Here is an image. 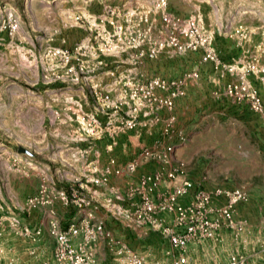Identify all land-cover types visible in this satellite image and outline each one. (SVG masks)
Instances as JSON below:
<instances>
[{"label": "rangeland", "instance_id": "obj_1", "mask_svg": "<svg viewBox=\"0 0 264 264\" xmlns=\"http://www.w3.org/2000/svg\"><path fill=\"white\" fill-rule=\"evenodd\" d=\"M166 1L169 12L198 22L216 55L215 61H206L202 50L167 47L156 59H145L143 69L151 75L200 73L176 102L177 125L186 141L174 137L168 144L175 145L174 155L185 162V172L195 182L248 191L249 200L237 205L250 230L245 253L252 263L264 264L254 241L264 226V0ZM160 5V0H0V213L35 223L43 208L30 215L23 208L44 178L57 189L83 184L99 205L97 216L118 237L138 249L167 246L164 235L138 222L130 200L119 195L143 172L163 164L148 162L134 174L112 175L107 183L94 184L95 170L106 166L109 155L125 166L142 146L154 143V136L144 131L121 134L112 152L105 148L107 137L95 147L85 139L87 125L104 121L105 108L119 98L120 77L136 68L132 52L119 47L125 40L117 28L127 14ZM241 80L263 96L262 111L254 110L250 100L226 94L228 83ZM95 83L110 100L97 96ZM96 150L100 160L95 159ZM57 209L64 221L79 215L72 203L58 201ZM223 237L197 251L204 264H213L214 256L217 264H228L238 245L229 234ZM2 241L7 256L14 247L22 252L28 247L10 229ZM100 254L103 264L109 257L104 245Z\"/></svg>", "mask_w": 264, "mask_h": 264}, {"label": "built area", "instance_id": "obj_2", "mask_svg": "<svg viewBox=\"0 0 264 264\" xmlns=\"http://www.w3.org/2000/svg\"><path fill=\"white\" fill-rule=\"evenodd\" d=\"M160 3L158 9L127 14L125 23L117 28L118 36L125 40L119 47L132 52L136 68L120 77V95L105 108L106 119L96 126L89 123L87 128L83 127L87 135L90 133L85 137L87 145L100 146L97 141L107 137V152L114 150L121 134L144 131L154 136V143L142 146L125 166L119 164L117 156L109 155L106 166L95 170L94 184L103 185L112 175L134 174L148 162L163 164L158 170L143 172L129 184L125 194L119 195L130 200V212L138 222L164 235L167 246L160 251L133 247L109 229L104 218L97 216L99 205L85 193L83 184L80 188L72 184L57 189L44 178L38 192L27 198L23 208L29 215L36 208H43L37 222L0 213V264H101L102 245L109 253L103 264H204L197 251L209 242H222L224 233L238 245L229 253L228 264H254L245 253L251 244L248 222L237 214L238 203L249 200L248 191L242 187L209 188L195 182L187 176L185 162L174 155L175 145L168 144L174 137L181 143L186 141L184 129L177 125L176 102L186 95L189 82L199 78L200 73L190 70L175 77L151 75L143 69L145 59H156L167 47L202 50V60L206 61H215L216 55L194 18L183 19L169 12L166 0ZM113 47L118 49L113 45L109 48ZM58 54L61 50L54 52ZM93 88L97 96L110 100L108 92L99 91V83L93 84ZM225 92L238 101L250 100L256 111L263 109V96L244 80L228 83ZM101 157L96 150L95 159ZM58 201L65 206L72 203L78 217L64 221L59 216ZM7 229L27 240L26 251L14 247L7 256L8 249L2 241ZM254 241L259 245L258 254H264V226ZM216 258L212 257L213 264H217Z\"/></svg>", "mask_w": 264, "mask_h": 264}, {"label": "bare ground", "instance_id": "obj_3", "mask_svg": "<svg viewBox=\"0 0 264 264\" xmlns=\"http://www.w3.org/2000/svg\"><path fill=\"white\" fill-rule=\"evenodd\" d=\"M70 16H72V14H70Z\"/></svg>", "mask_w": 264, "mask_h": 264}]
</instances>
